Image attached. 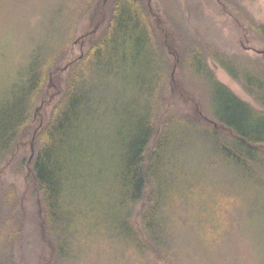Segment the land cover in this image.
Masks as SVG:
<instances>
[{"label": "trees", "instance_id": "16d2710c", "mask_svg": "<svg viewBox=\"0 0 264 264\" xmlns=\"http://www.w3.org/2000/svg\"><path fill=\"white\" fill-rule=\"evenodd\" d=\"M220 2L237 20L246 17L232 12L229 0ZM93 7L99 15L111 7L112 16L99 18L97 41L73 59L75 28ZM150 9V0H65L43 28L45 38L32 39L26 52L0 40V264H19L17 245L20 258H29L27 216L15 200L16 183L6 179L10 172L27 170L41 197V233L51 250L42 264H63L62 232L72 234L74 218L80 229L95 216L120 221L132 255L144 264H176L177 228L170 222H184L183 211L196 202L189 184L195 194L205 193L204 176L193 178L194 171L237 172L252 198L264 199V59L243 64L245 58L201 41L190 24L179 35L163 17L154 21ZM247 21L264 43V24ZM155 22L162 25L159 36ZM209 59L262 108L220 82ZM109 79L117 82L112 92L123 101L119 108L98 104V88ZM140 95L147 97L144 105ZM119 137L124 153L109 154ZM100 169L116 173L106 196L94 176Z\"/></svg>", "mask_w": 264, "mask_h": 264}, {"label": "rangeland", "instance_id": "374dc122", "mask_svg": "<svg viewBox=\"0 0 264 264\" xmlns=\"http://www.w3.org/2000/svg\"><path fill=\"white\" fill-rule=\"evenodd\" d=\"M64 1L0 0V40L9 41L8 46L14 52L16 45L19 53L26 52L32 39L40 41L45 38L47 31L43 28L55 20ZM229 1L232 12L235 13L236 9L240 15L246 14V17L237 20L230 11L222 9L220 0H150L151 9L148 14L153 20H157L156 15L163 17L164 23L166 20L167 25L179 35L186 33L190 24L194 32L200 35L201 41L211 42L229 55L236 54L245 58L241 61L243 64L248 60L256 62L258 58L264 59V53L258 52H264V43L247 21L250 19L264 24V0ZM97 10V7L87 9L79 19L72 36L73 59L85 54L90 41H97L102 33L98 25L99 18L103 15L112 16L111 7H107L102 15ZM161 27V23L157 22L155 31L158 30V36ZM166 40L168 41V37ZM209 64L217 79L239 98L256 108H262L220 64L212 59H209ZM106 83V87L102 85L98 88V95L102 98L98 104L101 107L123 106V101H119L114 91L112 92V87L117 82L109 79ZM140 97L141 104L144 105L147 97ZM121 133L123 138V132ZM111 153H124L123 139L119 137V144L109 149V154ZM197 159H191L195 169L199 165ZM107 171L109 170L100 169L94 173L97 181L103 185V196L107 195L109 184L116 174ZM193 173V178L196 175L204 176L202 188L205 193L195 194L190 190L192 188L189 184L187 189L190 195H196V202L191 203L187 211H183L184 222L178 221L180 219L170 222L174 229L177 228L173 233L179 251L176 264H264V199L256 202L252 198V191L243 187L237 172L217 169ZM6 179L9 183H16L15 200L19 201L20 208L27 216L24 255L29 258H20L17 245L16 262L42 264L40 262L49 258L51 250L41 233V197L27 170L22 174L19 171L15 174L10 172ZM207 181L211 184L208 188L205 187ZM106 201L105 197L104 202ZM77 202L74 200L75 205ZM144 206L140 203L136 208L133 218L136 224L140 223ZM257 208H261L263 212L257 213ZM76 219L78 221V218H74L72 234L62 232L63 245L68 254L63 264H144L140 255H132L129 234H126L123 224L120 226V221L95 216L80 222L82 228L79 229ZM118 224L121 230L117 228Z\"/></svg>", "mask_w": 264, "mask_h": 264}, {"label": "water", "instance_id": "95a60500", "mask_svg": "<svg viewBox=\"0 0 264 264\" xmlns=\"http://www.w3.org/2000/svg\"><path fill=\"white\" fill-rule=\"evenodd\" d=\"M259 53H264V52H260V51H258ZM34 145V144H33Z\"/></svg>", "mask_w": 264, "mask_h": 264}]
</instances>
